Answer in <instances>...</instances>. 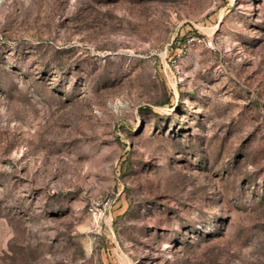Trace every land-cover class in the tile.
<instances>
[{
    "label": "rangeland",
    "instance_id": "rangeland-1",
    "mask_svg": "<svg viewBox=\"0 0 264 264\" xmlns=\"http://www.w3.org/2000/svg\"><path fill=\"white\" fill-rule=\"evenodd\" d=\"M0 264H264V0H0Z\"/></svg>",
    "mask_w": 264,
    "mask_h": 264
}]
</instances>
